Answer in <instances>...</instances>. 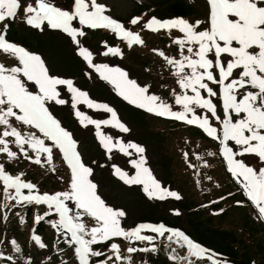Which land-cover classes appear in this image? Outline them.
I'll list each match as a JSON object with an SVG mask.
<instances>
[{
    "label": "snow or ice",
    "instance_id": "6c2138e0",
    "mask_svg": "<svg viewBox=\"0 0 264 264\" xmlns=\"http://www.w3.org/2000/svg\"><path fill=\"white\" fill-rule=\"evenodd\" d=\"M206 2L209 8L206 21L191 23L183 18L159 20L152 17L144 24L145 29L153 32L165 30L170 34L175 29L182 34L172 38V43L178 46V56L153 49L173 70L172 75L176 78L180 91L171 90L172 103L151 93L150 85L141 86L137 80L129 78L124 69L93 62L92 51L79 39L86 36L85 29L109 30L129 48L145 43L139 33L108 15L109 9L105 4L98 0H73L71 10H67L57 6L54 0H35L34 4L27 3L23 11L24 22L28 26L41 31L47 27L66 34L76 45L77 55L87 67L93 69L129 105L158 117L198 127L208 137L218 141L219 154L226 161L227 171L237 180L259 218L264 219V167L257 170L239 159L246 154H255L264 160V0ZM21 7V0H0V22L14 20ZM140 19L133 17L130 23L135 25ZM202 24L207 26L201 29ZM8 27L4 23L3 30H0V52L14 57L17 63L11 67L0 63V154H6L9 160L17 159L18 152L10 147L11 143L25 159L37 165L42 162L52 165L53 150L56 149L70 170V179L67 190L40 194L35 184L22 179L23 173L10 174L0 163V186L4 200L14 201L13 207L22 204L46 205L48 211L35 216L34 222L39 223L53 214L58 216V219L48 222L57 230L58 236L63 237V242L74 248L78 264H93V258L102 256L105 259H97L95 264H109L113 257V264H124L125 261L131 264L130 256L121 257L117 243L109 244L113 256H106L94 246L118 237L133 243L146 241L152 244L156 237L143 235V231H150L159 237L168 233L169 241L175 237L174 242L186 247L187 255L179 257L173 249L170 259L179 260L182 264H193L192 257L211 259L206 255L207 250L185 233L166 228L163 224H139L132 229L122 227L121 218L126 213L107 204L99 194L98 185L90 179L93 168L83 161L73 133L62 126L49 108L53 103L61 106L69 104V100L62 98L61 86L70 94L71 108L80 125L94 126L95 135L109 159L114 149L125 156H131L129 149H133L139 155L138 159L129 161L135 169L134 174L129 175L113 165L114 176L126 185H141L149 199L172 197L179 200L181 197L177 192L162 187L152 174L146 166L142 146L114 139L103 131L102 126L123 133L130 131L113 107L91 99L89 93L75 86L72 79L51 74L39 54L6 39ZM104 46L107 50L102 55L122 57L119 47L108 46L107 42ZM213 98L218 102H214ZM79 105L110 116L94 119L81 111ZM175 106H179L180 110H174ZM13 120L35 131H21L14 126ZM30 151L35 154L34 157L29 154ZM208 155L215 153L209 152ZM187 156L185 153L186 159ZM197 159L202 157L197 155ZM189 167L195 168V165L189 163ZM23 190H27V194ZM240 203L237 201V204ZM85 218L91 219V226ZM21 223H24L23 218ZM31 239L40 248L46 247L34 231ZM11 244L16 252L21 251L15 240ZM149 250L155 251V246L151 249L127 248L129 254ZM0 258L13 261V257H5L2 252ZM212 264L217 262L212 261Z\"/></svg>",
    "mask_w": 264,
    "mask_h": 264
},
{
    "label": "rangeland",
    "instance_id": "374dc122",
    "mask_svg": "<svg viewBox=\"0 0 264 264\" xmlns=\"http://www.w3.org/2000/svg\"><path fill=\"white\" fill-rule=\"evenodd\" d=\"M172 1L174 0H98L99 3L105 4L109 9L108 15L118 19L126 28L141 35L145 42L142 46L134 45L129 48L124 41L116 38L111 31L105 29H85L86 36L79 38L81 39L82 45L92 51L94 63H107L109 66H118L124 69L129 73V78L137 80L141 86L150 85L151 93L160 95L169 103L173 102V98L170 95L171 90H180L176 83V78L172 75L173 70L165 64L163 58L160 57L157 52H154L153 49L162 50L170 56H178V46L172 43V38L180 37L182 34L175 29L171 30L170 34L165 30L153 32L145 29L144 24L152 17H156L159 20L176 19L164 12L165 5ZM178 1H181L190 9L187 16L183 17V19L191 23H195L198 20H207L209 8L206 0ZM29 2L34 4L35 0H21L22 7L17 17L14 20H8L6 22L9 25L6 30V39L17 45L24 46V48L31 52L39 54L45 61L51 74L61 78L72 79L75 86L83 91H87L89 97L94 101L107 103L115 110L119 109L118 116L130 131L123 133L118 129L102 126L103 131L112 135L114 139H121L125 143L134 142L142 146L145 149L143 156L147 161L146 166L161 183L162 187L177 192L181 197L179 200L186 198L188 194H192L198 198V204L202 207L203 205L208 208L217 206L219 212H230L229 216L225 218L223 216L226 220L223 219L218 221V224L227 227L233 226L234 228L235 225L233 221H236L242 214V208L236 207V202L240 201L239 196H242L239 194V190H242V188L237 180L227 171L226 161H224L223 157L219 154L218 141H214L208 137L198 127L187 124L183 126L179 123L172 124L166 122V120H158L151 113L143 109L144 122L142 124L133 117L127 116L122 108L136 112H138L139 108L128 105L126 101L116 95L114 89L107 82L99 78L98 74L95 73L93 69L87 67L86 62L75 54L77 53V49L74 50L75 53L73 52V48H76V45L71 42V39L66 34L59 30H51L47 27L41 31L28 26L24 22L25 15L23 7ZM54 3L62 9L71 10L73 0H54ZM133 17H140L141 19L137 24L132 25L130 21ZM4 23L5 22H0V30H3ZM206 26V24H202L200 27L202 29ZM104 42H107L108 46L119 47L123 54L122 57L102 55V53L107 50L104 46ZM0 55L5 58H0V63H3L6 67L16 65L17 61L14 57L8 56L7 54ZM97 78H99L100 81H98ZM210 86L214 89L217 88L215 85L210 84ZM60 90L62 98L69 100V104L61 106L53 103L49 105V108L61 121L62 126L73 133L74 139L78 142V151L83 161L93 168V175L90 179L98 185L99 194L107 204L116 209H122L126 213V216L121 218L122 227L125 229H132L137 226H131V223L133 222L132 220L135 219V212L142 203L153 204V209L157 213L169 216L174 206H172L173 203H171L168 198L164 200L155 198L149 199L143 192L141 185H126L113 175V165L119 166L122 170L127 171L129 175L134 174L135 169L131 166L129 161L139 158L135 150L129 149L132 155L125 156L123 153L114 149L111 153V159H109L105 149L101 147L95 135L94 126L88 125L87 127H82L80 125L74 115V110L71 108L70 94L63 86H61ZM213 99L214 102H218L216 98ZM78 107L81 111L94 119H104L110 116V114L88 109L84 105H79ZM174 110H180V107L175 106ZM13 124L20 128L21 131H35L34 129L27 128V126L19 125V123L14 120ZM170 125L173 126V128H168ZM143 132H160L163 136L157 139L152 136L149 138L147 134H143ZM37 134L39 135V133ZM10 147L18 152V158L9 160L6 154H0V163L4 164L6 171L15 175L21 173L22 170L26 169L28 166H31L30 168H33L32 172H43L45 174L42 176L43 180H46L48 177L47 180L50 184L56 182V187H42L40 185L41 183H39L38 191H40L41 194H52L51 190H67L70 172L67 176L64 171L66 164L65 167L62 166L63 163L66 162L63 161L62 154L58 150H53L52 165L46 162L37 165L25 159L22 154H19V150L14 144L10 143ZM182 150L188 154L187 159L185 155L182 154ZM209 152L215 153V155H208ZM29 154L33 157L35 155L31 153V151ZM197 155L202 157V159H197ZM239 159L244 160L246 164L257 170L264 167V160H261L255 154H246L239 157ZM205 161L207 164H205ZM27 162H30V164ZM162 163H164V165H162ZM187 163L188 166L189 163L195 165V168H188ZM17 164H19V166ZM23 164L26 167L20 169V166ZM6 165H8V168H6ZM46 169L47 172L45 171ZM33 175L32 173L31 176ZM209 177L211 179H209ZM26 178L25 175H23L22 179ZM47 185H49V183H47ZM23 191L27 194V190ZM0 196H3L2 186H0ZM240 204L244 205L247 211H249V216L254 220V215L257 211L254 209L251 202L245 197ZM22 211L24 215L20 216L17 214L15 215V219L21 222V218H23L24 223H21V225L19 224L18 227L12 231V234L4 232V235L0 237V252H2L5 257H13L15 264H28L29 261L31 264H78L74 256L73 247H69V245L62 241H59L64 247L62 250H60L58 245L53 248L51 247V244H56V237L59 236L57 235V230L52 228L48 221L50 219H58V216L53 214L50 217H45L39 229H35V216L43 215L48 210L43 206L24 204L22 206ZM178 211L180 212V217L183 219L185 211L183 209H178ZM219 212L216 214L219 215ZM128 217H132V220H128ZM182 219L180 218V224H183ZM85 220L89 226L92 225L93 222L91 219L85 218ZM1 227L6 229V223L0 222V228ZM49 230H52V237L48 241L51 251L49 249V252L44 254L42 252L47 251V238H43V233L45 234V232H49ZM33 231L36 235L41 237L42 242L46 245L45 248H40L31 239ZM168 235V233H165L164 237L155 236L156 238L152 244L146 241H136L133 243L118 237L108 241V246L105 248L100 247L101 245H96L94 248L104 252L106 256H113V253L109 251V244L114 242L120 246L121 257H131V264H156V261L160 258L164 259L169 264H182L181 261L170 259V257L173 255V249H175V253L179 257H185L187 255V249L186 247H180L174 242L175 237L173 241H169L167 239ZM12 240H15L19 245L21 249L20 252L15 251L14 246L11 244ZM23 242L26 244H23ZM153 245L155 246V251H136L131 254L127 252V248L129 247H147L151 249ZM206 255L210 256L211 259H197L192 257L193 264H212V261H216L217 264L228 263L219 259L218 256L211 254L208 250ZM97 259L102 260L105 259V257L93 258V264H95ZM114 260L115 258L113 257V261ZM13 261L0 258V264H13ZM113 261H109V264H113ZM124 264H127V261H125Z\"/></svg>",
    "mask_w": 264,
    "mask_h": 264
},
{
    "label": "trees",
    "instance_id": "16d2710c",
    "mask_svg": "<svg viewBox=\"0 0 264 264\" xmlns=\"http://www.w3.org/2000/svg\"><path fill=\"white\" fill-rule=\"evenodd\" d=\"M189 11H190L189 7L184 5L181 1L178 0H174L171 3L166 4L164 7V12L170 14L173 17H185L189 13ZM122 109L125 111L127 116H130L131 118L133 117L135 120L140 122V124L144 122L142 113L136 111H129V109L126 108H122ZM168 128H173V126L170 125L168 126ZM143 134H147L149 138H151L152 136L155 137L156 139L158 137L163 136L160 132H155V133L143 132ZM182 154L185 155L184 150H182ZM27 163L30 164V162ZM17 165L19 166V164ZM162 165H164V163H162ZM6 166H7L6 168H8V165ZM62 166L65 167V164L63 163ZM25 167L26 166L23 164L20 166V169H23ZM28 167L22 170V172L25 175V178L27 177L26 179H24L25 181L35 184L37 186V189H39L38 186L39 183H41L40 185L42 187L43 186L56 187L55 186L56 182H52L50 184V182L47 180L48 177L46 178V180H43L42 176L45 175L43 172L34 173L32 172L33 168H30L31 166L29 168ZM45 171L47 172V169ZM64 171L68 176L69 170L67 167H65ZM32 173L34 174L33 176H31ZM47 183H49V185H47ZM51 191L57 192L62 190H51ZM239 194L242 195L239 196L240 202H242L245 199L243 191L239 190ZM197 199L198 198L196 196L192 194L191 195L188 194L186 198L172 202L175 203L177 207L185 211L183 219L182 217H180V215L172 214L171 216H168L157 213L153 209V204H147V203L141 204L140 202L139 203L141 205L138 208V210L135 212L134 217L138 219H149V220H155L159 218L168 224L178 225L179 227L184 229L187 235L193 237L200 244L209 248L221 260L228 262L229 264L230 263L264 264V219L259 218L258 213H255L253 220L249 216L250 215L249 211H247L244 205L237 204L236 202L237 204L236 207L242 208V214L241 217H238V219H236V221H233L235 227L233 228V226L230 227L221 226L218 224V221H221L225 217L229 216L230 212L227 213L221 211L219 212V210H217L218 208L217 206L208 208L207 206L203 205L202 207L200 206V204H198ZM14 203H15L14 201L12 202L5 201L3 196H0V214H2L0 215V222L6 223L7 225L6 229H4L3 227L0 228V237L4 235V232L8 234H12L13 233L12 231L15 230V228L18 227L19 224L21 225V222L15 219V215L17 214H19L20 216L24 215V212L22 211V206L24 204L13 207L12 205ZM38 206H43L47 209V207L43 204ZM218 212L220 213L219 215L216 214ZM5 216L7 217V219H4ZM180 218L182 219L183 224L179 223L181 222ZM128 220H132V217H128ZM43 221L44 220L40 221L39 223H36L35 229L36 228L39 229ZM51 237H52V230L51 231L49 230V232H45V234L43 233V238L45 239L47 238L46 239L47 251L42 252L44 254L48 253L49 249L51 251V248L48 244V241L50 240ZM59 241L63 242V237L61 236L56 237V244H51V247L53 248L56 245H58L60 250H62L64 247L61 245ZM23 244L26 243L23 242ZM100 245H101L100 247L105 248L108 246V242H105ZM156 262H157L156 264H169L162 258L158 259Z\"/></svg>",
    "mask_w": 264,
    "mask_h": 264
}]
</instances>
